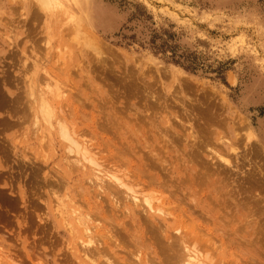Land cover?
I'll return each mask as SVG.
<instances>
[{
    "label": "rangeland",
    "instance_id": "374dc122",
    "mask_svg": "<svg viewBox=\"0 0 264 264\" xmlns=\"http://www.w3.org/2000/svg\"><path fill=\"white\" fill-rule=\"evenodd\" d=\"M35 2L0 0V264H77L93 143L192 208L200 261L264 264V0Z\"/></svg>",
    "mask_w": 264,
    "mask_h": 264
},
{
    "label": "bare ground",
    "instance_id": "6f19581e",
    "mask_svg": "<svg viewBox=\"0 0 264 264\" xmlns=\"http://www.w3.org/2000/svg\"><path fill=\"white\" fill-rule=\"evenodd\" d=\"M49 1L52 0H47V2ZM64 116V121L61 120V122H63L62 124H64L62 132L63 134L67 133L66 136H68V140L72 138L70 140L72 145H76V143L78 144V142H76L78 138L76 136L72 115L66 117L65 113ZM67 125L70 127V134L68 133ZM95 144L96 143H93L91 146L96 148V154L103 151L108 153L104 161L110 165L112 164L111 166L115 169V172L113 171L114 174L110 175L112 178L109 179L114 180L120 189L115 187L116 185L114 188L112 184H110L111 187L108 185L110 180L106 181L103 178V180L101 179L102 182L106 181L108 183L105 182L102 185H95L96 182H99L96 181L95 184L91 182V192L84 191V195L90 194L89 198H91L89 200L88 197H84V203L87 209L95 212L101 220L99 226L96 225L93 226V228H91L92 225L91 227L89 226V220L86 223H82L86 235L85 237L83 236L84 238L79 237L81 243L78 244L83 248L81 252H83L82 256L84 258L75 253H70L73 259L77 260V264H178L179 261L185 264H205L203 261H200L201 257H199V250L197 251L196 249L192 251L193 249L189 248L191 246L195 248L197 246L196 243L200 242L201 239L200 233H198L197 230L199 226L195 225L193 221L195 219L193 218L194 215L192 212H189L192 208L187 210L178 207L179 205H173L174 203L171 199L163 196L161 190L165 187L162 183L160 184L158 180H155L150 174L145 173L138 165L135 164V166H132L130 162L122 160L120 156L110 154L111 151L108 146H103V148L99 146L98 148L97 146L95 147ZM86 149L88 150V148ZM86 149L84 152H88ZM93 160L95 159L93 158ZM108 169H110V167H108ZM74 170L77 169L69 171L73 172ZM118 173L121 176H119ZM96 177L97 176H95V178ZM102 177L103 176H101V178ZM146 192H149L151 195H147L148 193L146 194ZM153 195L154 197L156 196L155 200L153 199ZM77 220L80 222L79 219ZM69 228L70 227H68V230ZM109 229L114 230L116 236L115 234L113 235ZM118 231L120 234L124 231L127 236L121 237L120 240H118ZM123 234L121 236H123ZM125 237V241L122 240V238ZM199 245L200 244H198L197 248L202 246ZM181 249H192L191 253L188 252L189 254H186L185 261L178 260ZM207 249L208 247H206L205 250ZM4 262H6L5 259ZM71 262L74 261L71 260ZM224 263L226 264L227 261L225 262L220 258L215 264Z\"/></svg>",
    "mask_w": 264,
    "mask_h": 264
},
{
    "label": "snow or ice",
    "instance_id": "6c2138e0",
    "mask_svg": "<svg viewBox=\"0 0 264 264\" xmlns=\"http://www.w3.org/2000/svg\"><path fill=\"white\" fill-rule=\"evenodd\" d=\"M48 6L47 0H36L34 7L45 8Z\"/></svg>",
    "mask_w": 264,
    "mask_h": 264
}]
</instances>
